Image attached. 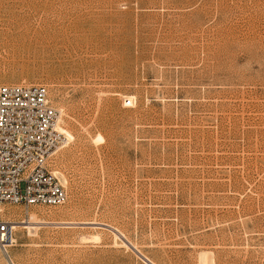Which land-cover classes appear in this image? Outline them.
Wrapping results in <instances>:
<instances>
[{"label": "rangeland", "instance_id": "rangeland-1", "mask_svg": "<svg viewBox=\"0 0 264 264\" xmlns=\"http://www.w3.org/2000/svg\"><path fill=\"white\" fill-rule=\"evenodd\" d=\"M0 85L73 137L13 264H262L264 0H0Z\"/></svg>", "mask_w": 264, "mask_h": 264}, {"label": "built area", "instance_id": "built-area-1", "mask_svg": "<svg viewBox=\"0 0 264 264\" xmlns=\"http://www.w3.org/2000/svg\"><path fill=\"white\" fill-rule=\"evenodd\" d=\"M58 118L44 86L0 85V204L21 205L26 215L30 207L64 204V187L49 167L52 154L65 145ZM11 234L10 224L0 221L4 253Z\"/></svg>", "mask_w": 264, "mask_h": 264}, {"label": "bare ground", "instance_id": "bare-ground-1", "mask_svg": "<svg viewBox=\"0 0 264 264\" xmlns=\"http://www.w3.org/2000/svg\"><path fill=\"white\" fill-rule=\"evenodd\" d=\"M133 100H134V99H133ZM57 121H58V120H57ZM57 123H58V122H57ZM58 129H59V131H61V128H60L59 126H58ZM61 133H62V132H61ZM62 134H63V136H64L65 144H66L67 142L73 140V137H72L70 134L66 133L65 131H64ZM94 141H95V142H101V141H102L101 136H97V137L95 138ZM0 212H2V209H0ZM29 219H30L31 221H25L26 223H25V225H24V228L27 230L28 234H34L35 230L37 229V226H35V225H36V224H40V221L38 222V221H34V220H32V219H33L32 216H30ZM9 224H10V226L12 227V234H11V241H10V243H11L10 247H11V246L17 244L16 241H15V239H14V236H13V229H14L15 226H16V227H21V225H19V224H22V223H16V224H13V223L9 222ZM42 224H43V223H42ZM117 238H118V237H117ZM117 238H116V239H117ZM1 253H2L3 259H4V261L6 262V264H10V262H12V261L10 260L8 254H7V255H4V254H6L7 252L4 253V252L1 250ZM206 256H207V254H206V255H205V254H202V255H201V258H200L201 264H202V263L204 264L205 259H206ZM199 257H200V256H199ZM146 260H147L150 264H153V263H151L148 259H146Z\"/></svg>", "mask_w": 264, "mask_h": 264}]
</instances>
